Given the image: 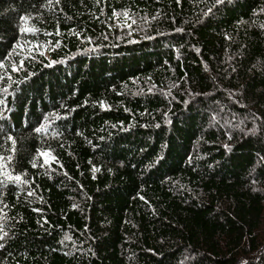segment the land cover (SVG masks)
I'll return each instance as SVG.
<instances>
[{
    "label": "trees",
    "instance_id": "trees-1",
    "mask_svg": "<svg viewBox=\"0 0 264 264\" xmlns=\"http://www.w3.org/2000/svg\"><path fill=\"white\" fill-rule=\"evenodd\" d=\"M0 64V264H264V0H0Z\"/></svg>",
    "mask_w": 264,
    "mask_h": 264
},
{
    "label": "snow or ice",
    "instance_id": "snow-or-ice-1",
    "mask_svg": "<svg viewBox=\"0 0 264 264\" xmlns=\"http://www.w3.org/2000/svg\"><path fill=\"white\" fill-rule=\"evenodd\" d=\"M53 2V0H49V4H51ZM60 0H55V3L56 4H59ZM97 2H99V0H97ZM177 2H179V0H177ZM217 4L219 3H222L223 0H216ZM211 11V9H209V12ZM119 15H123L125 18L128 17V13L127 12H124L122 14H119ZM205 15H207V13H205ZM133 23H135V21H133ZM23 31H35V29H23ZM78 35V34H77ZM42 54V53H41ZM4 65L3 64H0V67H3ZM19 69L17 68H13V71H17ZM4 91H7V89H4ZM4 104V101L3 100H0V105H3ZM4 114L3 112H0V119H4ZM45 130V128L42 126V127H38L35 129L36 132H43ZM254 131V130H253ZM7 140L11 143L12 147H11V152H15V144H16V141L15 139L9 135L7 137ZM225 147H228L227 145ZM38 157H42L43 158V163L39 166L43 167L45 165H48L50 166V160L51 161H55V157L52 156L51 154V151L48 150V151H40L38 152ZM13 157L11 155L9 156H3V155H0V185H8V184H11V185H16V186H19V185H23V184H27L28 181H26L24 179V176L22 174H13L12 171H9V168H10V165H11V161H12ZM37 162L36 160H33L32 161V167H37ZM0 195H2V193H0ZM28 196H33L34 195V192L32 191H29L27 193ZM2 202V201H0ZM5 207H7V205H5ZM3 209H0V212H2ZM8 235V233L6 231L3 230V226L0 225V241H3L5 239V237ZM4 245L2 243H0V248H3ZM246 264V262H245Z\"/></svg>",
    "mask_w": 264,
    "mask_h": 264
},
{
    "label": "rangeland",
    "instance_id": "rangeland-1",
    "mask_svg": "<svg viewBox=\"0 0 264 264\" xmlns=\"http://www.w3.org/2000/svg\"><path fill=\"white\" fill-rule=\"evenodd\" d=\"M212 124V120L211 121H209V125H211ZM232 128H233V130L235 131L237 128H236V126L234 125V124H232ZM224 144H227L226 142H223ZM262 235H263V237H264V230H263V232H262ZM264 249V248H263ZM262 259H264V258H262Z\"/></svg>",
    "mask_w": 264,
    "mask_h": 264
}]
</instances>
